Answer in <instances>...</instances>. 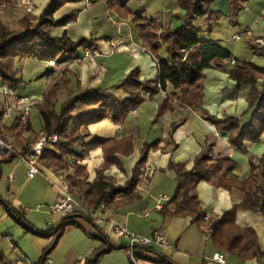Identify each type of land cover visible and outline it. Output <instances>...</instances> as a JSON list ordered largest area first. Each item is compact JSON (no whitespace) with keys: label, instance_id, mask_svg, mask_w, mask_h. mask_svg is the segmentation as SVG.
Returning <instances> with one entry per match:
<instances>
[{"label":"crops","instance_id":"obj_1","mask_svg":"<svg viewBox=\"0 0 264 264\" xmlns=\"http://www.w3.org/2000/svg\"><path fill=\"white\" fill-rule=\"evenodd\" d=\"M9 1L7 8L10 16L14 11H18L22 0ZM31 1L35 9L32 12L24 9L21 18L26 15L40 16L50 2ZM127 5L136 14L150 17L163 28L176 30L184 21L185 13L178 0H127ZM212 9L228 17L230 1L213 0ZM111 10L113 9L109 8L107 0H96L89 8L85 7L84 0H68L67 4L56 12L57 21L68 16L75 17L66 25L56 26V35L67 34L73 41L88 40V44L74 54L61 52L62 55L45 58L48 70L51 69L48 62L50 59H57L61 65L47 87L48 89L51 84L60 81L57 103L61 104L69 97L83 92L88 95L100 94L107 97L111 94L121 99L126 98L128 94L122 85L135 68L140 70V79L144 83L158 78V61L144 46L132 18L125 19L113 10L119 20L110 26L107 13ZM195 23L204 30L205 40L213 39L233 54L231 59L221 60L218 68L205 69L204 99L201 107L195 109L181 106L176 100H172L173 108L159 115L165 98L173 93L181 95V91L175 90L171 84L163 89L159 83L157 85L152 82V87L155 86L156 89L151 92L143 90L144 102L131 110L124 122L118 123L112 115H108L89 124V136L75 146V154L69 156L66 168L42 164L40 173L35 178L28 179L25 163L17 159L0 160V256L9 264H14V258L36 262L38 259L33 261L29 254L40 258L54 238L64 216H55L50 211L58 198V190L51 181L57 182L60 177L66 178L77 197L85 205L95 207L88 204L87 194L81 191V187L71 182L73 178L84 179L76 173L74 157L78 156V164L88 172L87 182L93 183L98 169L105 161L104 142L126 138L132 139L133 151L129 154L116 153L120 163L112 165L104 172L107 181L123 186L132 179L146 144L153 145L148 151L144 165L151 166V174L145 181L141 175L132 195L118 193L101 205H104L102 211L108 219L126 225L129 230L145 236L159 232L170 241L169 246L148 249L144 254L147 259L145 264H216L211 262V258L218 252L226 256V264H264V215L261 211L239 208L236 214V222L241 228H252L258 235L260 249L251 258L220 249L212 237L194 223L192 216L173 214L176 203L171 199L176 194L178 174L171 167L172 162L191 169L196 158L207 147L211 151L213 162L218 159H230L235 164L228 178L234 177L238 181L250 177L252 163H264V132L258 141H246L244 147L239 148L230 143L227 132L219 130L214 123L205 119L203 114L205 111L220 119L239 118L242 130L251 126L258 110V105L250 106L248 102L253 85L243 84L239 87L237 80L223 69L232 68L236 58L248 60L264 68V53H255L251 47V42L264 37V0H246L236 26L227 18L218 23L210 22L208 18H199ZM210 23L213 24L211 31L207 30ZM236 36L241 38L237 39ZM86 48L98 50L100 55L96 56L94 61H76L75 56L83 55ZM158 56L165 60L170 59L164 43ZM263 83L264 79H260L257 86L262 89ZM16 89L22 92L21 85ZM30 120L33 129L39 132L35 129L31 117ZM11 125L9 121L0 119V129L6 135L11 131ZM30 134L32 131H26L20 139L25 141ZM122 148L127 149L128 146ZM10 173H13V180L9 178ZM196 192L204 210L216 217L230 211L245 197V191L240 187L225 188L207 180L198 183ZM161 193L167 194L171 199L158 209L157 198ZM28 204L37 206L35 211L40 212L39 215L43 216L44 221L29 214L32 209ZM101 205L95 208L99 209ZM7 206L13 208L15 214H22L31 226L46 231L50 237L45 239L43 236L23 232L20 227L22 225L16 216L7 210ZM42 208L43 211L39 210ZM76 220L80 227L68 225L59 246L49 255L54 264H84L93 250L103 245L97 237L99 229H102L107 240L117 247L105 254L97 264H132L126 250L128 239L119 238L113 232L111 224H98L93 218L78 217ZM52 228L55 229L51 231ZM77 228L84 231L85 241H88L86 235L97 241L83 244L84 240L77 234ZM66 236L72 240L68 248H64ZM35 241L38 243L36 249L31 246Z\"/></svg>","mask_w":264,"mask_h":264},{"label":"trees","instance_id":"obj_2","mask_svg":"<svg viewBox=\"0 0 264 264\" xmlns=\"http://www.w3.org/2000/svg\"><path fill=\"white\" fill-rule=\"evenodd\" d=\"M107 1L109 8L116 10L121 17L132 18L144 46L158 61V78L144 83L140 79V70L135 68L122 85L128 97L121 99L111 94L106 97L100 94L88 95L87 92H83L66 99L61 103L59 109L56 105L60 81L51 84L44 93V102L40 106L43 129L48 135L57 134L59 136L58 143L49 144L43 152L42 164L48 167L60 169L67 167L69 156L75 154V146L89 136L87 130L89 124L100 121L108 115H112L118 123L124 122L129 112L144 102L143 90L151 92L156 89L155 86L152 87V82L157 85L159 83L163 89L171 84L175 90L181 91V95L173 93L165 98L160 106L159 115L173 108L172 100H176L181 106L195 109L201 107L204 99L205 69L218 68L221 60L231 59L233 54L213 39L205 40L203 38L204 30L199 28L195 21L199 18H208L210 22L218 23L227 18L236 26L239 13L246 2V0H229L230 15L226 17L223 13L212 9L213 0H178L180 7L185 9L186 13L182 26L173 30L163 28L150 17L136 14L128 7L127 0ZM67 2L68 0H50L47 8L40 16L36 17V21L26 15L18 20L19 27H12L0 18V78L3 82L17 87L23 81L20 72L14 67V61L19 56H35L45 59L55 57L61 52L74 54L80 47L88 44L86 39L73 41L67 34L62 36L55 34L56 26L66 25L75 18L68 16L59 21L55 19L56 12ZM2 3L10 4V1L0 0V4ZM212 26L213 24L210 23L207 30L211 31ZM261 38L264 39V37ZM162 43L166 45L170 56L169 60L158 56ZM251 47L255 53H264V45L258 44L256 41L251 42ZM223 70L237 80L239 87L243 84L253 85L248 102L250 106L258 105L257 113L247 130L241 129L239 118L220 119L205 111L203 114L204 118L214 123L219 130L229 134V140L233 146L241 148L244 147L246 141H258L264 132V83L262 89L257 86L258 81L264 79V68L254 65L248 60L236 58L232 68ZM19 125L16 123L10 128L16 132L18 138L26 131H32L31 136L35 138L39 136V132L33 129L31 120L24 125ZM2 132L6 136L3 130ZM23 142H26L22 144L24 148L29 142V138ZM104 143L105 161L98 169L97 177L93 183L87 182L88 172L78 164V156H75L73 160L76 173L84 179L75 180L73 178L71 182L81 187V191L87 194L88 204L95 207L107 203L118 193L132 195L141 179L148 151L153 146L146 144L133 171L132 179L123 186H117L107 181L104 172L112 165L120 163L116 158V153L129 154L133 151V141L131 138H126L120 141L108 140ZM124 146H128V148H122ZM16 156L17 154H14L9 160L15 159ZM171 167L178 174L176 194L171 199L176 203L173 214L192 216L197 226H204L207 229L202 228L203 232L208 233L220 249L244 258L254 257L257 250L260 249L258 235L252 228H241L236 222V214L239 208H245L261 211L264 215V163L261 162L259 165L252 163L250 177L238 181L234 177L228 178L235 164L230 159H218L213 162L210 149L205 147L191 169L173 162ZM202 180L225 188L240 187L245 191V197L241 203H236L230 211L222 216H211L208 221H205L207 212L202 207L196 192L197 185ZM7 210L16 216L22 226L27 228V232L36 236L50 237L46 231L36 229L28 224L19 212L15 214L13 208L7 206ZM78 217L91 219V217L79 213L64 216L51 243L44 249L40 258L32 264H44L48 256L58 246L65 228L68 225L80 227L76 220ZM54 229L52 228L51 231ZM97 233V237L103 242V245L95 248L92 254L86 258L84 264H97L105 254L117 247L107 240L102 229L97 230ZM0 261L9 264L2 256H0Z\"/></svg>","mask_w":264,"mask_h":264},{"label":"built area","instance_id":"obj_3","mask_svg":"<svg viewBox=\"0 0 264 264\" xmlns=\"http://www.w3.org/2000/svg\"><path fill=\"white\" fill-rule=\"evenodd\" d=\"M96 0H84V5L86 8L90 7ZM28 11L34 10V5H32L31 0L21 1ZM5 6V3L0 4V10ZM248 32V31H247ZM240 39V36H236ZM256 42L258 44L264 45L263 38H257ZM100 52L92 48H86L83 55L75 56L76 61H94L96 56H99ZM49 65L51 69L48 70V76L53 78L56 71L61 68L60 63L57 59H50ZM44 102V96L41 98H35L27 94L19 92L16 87L2 82L0 84V119L7 120L10 122L11 127L19 123L20 125L26 124L31 117L32 110L35 106L42 105ZM19 125V126H20ZM29 142L22 147L23 140L18 138L15 131H10L6 136L0 129V160H9L14 154H17L16 158L19 162H23L27 166V178H35L41 171L42 167V155L45 148L49 144H56L59 141V136L57 134L48 135L47 132L42 129L39 131V136L35 138L30 136ZM26 143V142H25ZM151 174V166L146 165L143 168L142 180L148 179ZM10 180H13V173L9 175ZM52 185L58 190V198L55 204L50 208V211L54 214H60L62 216L71 215L75 213L84 214L93 218L98 224H111L113 232L119 238H127L128 243L126 250L129 254L130 261L132 264H145L147 259L145 257V252L150 248L155 246H169L170 241L164 237L162 233L156 232L152 236H145L142 234L135 233L129 228L121 223L115 222L112 219H108L102 208H95L85 205L76 195V192L72 189L69 181L60 177L57 182L51 181ZM171 197L165 193H161L157 198L156 208L161 209L164 202L170 201ZM27 210V208H25ZM211 214L207 212L205 215V221H208ZM204 230V226H202ZM211 262L218 264H226V256L223 253H215L211 258ZM15 264H32L25 258H17ZM44 264H54L52 257L48 256Z\"/></svg>","mask_w":264,"mask_h":264},{"label":"rangeland","instance_id":"obj_4","mask_svg":"<svg viewBox=\"0 0 264 264\" xmlns=\"http://www.w3.org/2000/svg\"><path fill=\"white\" fill-rule=\"evenodd\" d=\"M19 5H20V7L18 8V11H14L13 14H11L10 16L8 15L9 9L7 8V4H5V6L0 10V18H2L4 22H6L7 24H9L12 27H19L18 20L23 15L24 9L26 11H28L26 6L22 2H20ZM34 9H35V7H34ZM113 10L109 11L110 13H107V16L109 18L108 23L110 24V26H113L112 24H115L119 20L118 16H115L116 14L113 12ZM28 12H32V11H28ZM31 18L36 21V16H31ZM62 54H60V55H62ZM14 67L16 70H18L20 72L22 79H23V81L19 84V85H21L22 93L27 94V95L32 96V97H35V98L43 97L44 93L47 90L49 82L54 79V78H50L48 76V69H47L48 66L46 64V60L42 59V58H38L35 56H19L14 61ZM2 82L3 81L0 78V84H2ZM60 105H61L60 103H57V105H56L57 109L60 108ZM31 119L34 123L35 129L40 131L41 127H42L41 126L42 121H41L40 107L39 106H35L33 108L32 113H31ZM28 207L30 209H32L29 212L30 215H35L39 218L40 221H44V220H42L43 216L39 215L40 212L35 211V208L37 207L35 204H28ZM39 210L43 211V208L39 209ZM30 215H29V217H31ZM55 216H61V215L55 214ZM102 225H105V224H102ZM20 227L22 228L23 232L27 231L26 227H24V226H20ZM77 230H79V232H77V234L81 238H83V240H84L82 242L83 244L87 245L89 243L88 241H97L93 237H89L87 235H86V238H87L86 240H88V241H85L84 231L81 228H77L76 231ZM29 234L34 235L32 233H29ZM34 236H36V235H34ZM44 238L47 239V237H44ZM64 240H66L64 248H68L69 244L72 242V240H70V238H68V236H66L64 238ZM64 240H63V242H64ZM31 246L36 249L38 246L37 241H35L34 244H31ZM29 257L33 261H36L37 259H39V256H36L34 254H29ZM0 262L2 264H5L2 261H0ZM6 262L8 263L7 260H6ZM13 263L15 264V258L13 259Z\"/></svg>","mask_w":264,"mask_h":264},{"label":"water","instance_id":"obj_5","mask_svg":"<svg viewBox=\"0 0 264 264\" xmlns=\"http://www.w3.org/2000/svg\"><path fill=\"white\" fill-rule=\"evenodd\" d=\"M183 12H184V13H186V10H185V9H183Z\"/></svg>","mask_w":264,"mask_h":264}]
</instances>
